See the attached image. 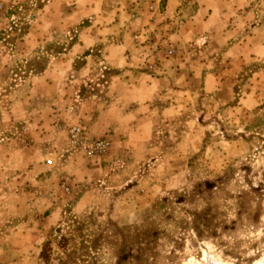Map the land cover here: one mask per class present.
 <instances>
[{
  "label": "crops",
  "instance_id": "obj_1",
  "mask_svg": "<svg viewBox=\"0 0 264 264\" xmlns=\"http://www.w3.org/2000/svg\"><path fill=\"white\" fill-rule=\"evenodd\" d=\"M0 1L1 264L30 255L53 225V192L81 159L121 157L123 173L133 175L155 158L149 169L158 174L166 155L179 157L182 145L189 151L197 121L175 130L196 86L223 100L222 112L256 105V86L234 105L227 93L247 65L254 85L264 75V0ZM27 2L34 7L20 12ZM77 121L84 136L109 138L107 156L69 149ZM163 126L174 128L172 148L162 146Z\"/></svg>",
  "mask_w": 264,
  "mask_h": 264
},
{
  "label": "rangeland",
  "instance_id": "obj_2",
  "mask_svg": "<svg viewBox=\"0 0 264 264\" xmlns=\"http://www.w3.org/2000/svg\"><path fill=\"white\" fill-rule=\"evenodd\" d=\"M33 7L27 2L19 10ZM251 68L241 73L233 96L230 88L227 93L234 105L243 89L258 87L251 110L222 112L223 100L195 87L191 110L175 131L195 119L197 141L187 152L182 145L179 157L160 160L158 174L155 158L133 175L123 173L121 157L81 159L53 192L46 213L53 225L42 230L30 255L3 264H264V75L254 85ZM172 132L163 126L169 144L162 146L173 147Z\"/></svg>",
  "mask_w": 264,
  "mask_h": 264
},
{
  "label": "built area",
  "instance_id": "obj_3",
  "mask_svg": "<svg viewBox=\"0 0 264 264\" xmlns=\"http://www.w3.org/2000/svg\"><path fill=\"white\" fill-rule=\"evenodd\" d=\"M2 9L3 3H0V11ZM167 55L171 56L172 51L169 50ZM149 69H152V67H149ZM67 139L70 145H72L75 149H78L87 159L101 158L110 148V141L107 136L96 139L84 136L83 127L80 123L69 128L67 131ZM52 162V159L45 160L46 165H50ZM63 188L66 192H68L67 187L64 186Z\"/></svg>",
  "mask_w": 264,
  "mask_h": 264
},
{
  "label": "bare ground",
  "instance_id": "obj_4",
  "mask_svg": "<svg viewBox=\"0 0 264 264\" xmlns=\"http://www.w3.org/2000/svg\"><path fill=\"white\" fill-rule=\"evenodd\" d=\"M257 264V263H256Z\"/></svg>",
  "mask_w": 264,
  "mask_h": 264
}]
</instances>
